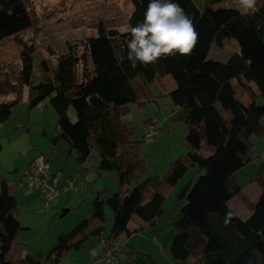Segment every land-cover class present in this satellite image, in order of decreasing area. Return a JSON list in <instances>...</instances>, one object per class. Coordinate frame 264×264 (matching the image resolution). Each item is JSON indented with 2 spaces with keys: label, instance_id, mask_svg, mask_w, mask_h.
I'll list each match as a JSON object with an SVG mask.
<instances>
[{
  "label": "trees",
  "instance_id": "16d2710c",
  "mask_svg": "<svg viewBox=\"0 0 264 264\" xmlns=\"http://www.w3.org/2000/svg\"><path fill=\"white\" fill-rule=\"evenodd\" d=\"M174 2L191 16L198 33L191 55L162 57L147 66L137 62L133 69L127 54L122 57L113 41L144 19L149 0H131L127 31L100 21L97 35L68 43L53 64L33 42L20 37L35 25L32 0H0V42L14 38L20 46L17 60L0 65V125L11 117L25 87L30 109L49 98L59 128L52 137L53 145L65 142L80 165L98 153L99 169L115 172L119 185L113 192L107 187L99 191L91 215L60 233L47 255L39 252L24 256L28 245L18 240L22 227L15 214L16 192L23 183L31 187L27 178L38 165L31 167L24 178L0 176V264H61L71 251L81 250L93 238H99L98 243L93 242L90 248L101 245L95 256L101 257L109 244L119 247L118 261L112 264L126 261L130 252L125 251V240L159 226V218L167 213V198L195 166V178L175 195V200H185L186 204L170 220L176 233L169 247L161 245L166 255L181 264H264L262 170L254 178L262 192L253 213L243 220L229 205L243 191L237 174L251 160L253 137L264 134V103L260 101L264 99V0H257L256 10L246 13L236 8H215L221 0ZM230 39H239L240 50L226 62L208 63L212 45ZM167 76L176 86L167 92L174 107L172 113L189 127L188 151L172 163L166 175L148 176L149 166L141 153L143 138L133 139L138 130L123 117L131 105L155 101L152 86L164 88ZM234 80L249 95L248 105L237 97ZM70 109L77 116L75 121ZM153 120L147 119L144 126ZM147 132L143 128L144 138L156 135ZM208 149L210 152L204 151ZM56 177L52 174L50 181ZM109 222L110 232L105 236ZM152 240L158 241V237ZM142 243L154 244L146 237ZM149 251L134 246L131 253L137 260L126 264H140V256L159 264L153 250Z\"/></svg>",
  "mask_w": 264,
  "mask_h": 264
},
{
  "label": "rangeland",
  "instance_id": "374dc122",
  "mask_svg": "<svg viewBox=\"0 0 264 264\" xmlns=\"http://www.w3.org/2000/svg\"><path fill=\"white\" fill-rule=\"evenodd\" d=\"M199 5L202 6L203 1ZM214 7L241 10L239 0H221L215 3ZM32 8L35 25L20 34V37L33 42L39 53L53 64L57 55L66 49L68 43L97 35L100 21H105L110 27H118L122 32L127 31L131 0H32ZM128 39H130V31L113 41L122 57L128 54L126 43ZM238 40H226L222 45L214 43L207 62L212 64L226 62L232 54L240 50ZM19 56L20 46L14 38L0 42V65L3 62L15 61ZM168 78L164 80V88L157 84L152 86V92L157 95L155 101L144 106L133 104L129 113L123 117L124 122L134 124L138 130L133 139L143 138L141 153L149 166L148 176L166 175L172 163L188 151L186 135L189 127L182 119H175L172 113L174 107L167 92L176 86L172 78L170 76ZM233 85L237 97L248 105L251 102L249 95L237 80L233 81ZM251 85L257 90L253 82ZM260 101L264 103L263 98H260ZM69 115L73 121L77 119L72 109L69 110ZM149 118H157L154 131L156 135L144 138L143 128ZM261 122L264 125V117ZM58 133L57 114L50 105L49 98L30 109L26 87L21 101L13 106L11 117L0 125L1 177L9 180L24 178L31 167L47 162L52 173L58 177L59 186L71 187L64 194L52 198L46 205L36 188L28 187L24 183L19 185L16 192L15 214L22 227L18 240L28 245L23 253L24 256L27 253L35 255L39 252L47 255L57 243L60 233L69 231L79 219L91 215L92 202L99 191L104 190V187L112 192L119 189L117 174L99 169L98 153L94 152L86 163L80 165L75 160L74 151H71L65 142L59 141L57 145H53L52 137ZM253 139L254 146L249 154L251 160L243 171L237 174L245 193L230 200L233 201V208L244 215L242 217L253 212V205L262 192L261 186L254 178L261 170L264 174V168L261 169L264 164V134L254 136ZM204 151L210 152L209 149ZM196 170V166L191 168L174 187L165 203L167 213L159 218L157 228L145 231L138 238L125 240V251L130 252V255L126 261L119 264L137 260V255L131 253L134 246L141 247L144 251L149 249L155 251L154 256L159 264H181L170 255H166L160 242L158 243L162 240L153 241L152 238L167 239L168 247L171 245L176 232L170 225V220L186 204L185 200H175V195L186 182L195 178ZM110 226L111 222L107 225L105 236L110 232ZM145 237H148V242L154 244L142 243ZM98 239H91L80 251H71L61 264L90 262L89 248L93 242L96 241L97 244ZM139 262L152 264L145 256H140Z\"/></svg>",
  "mask_w": 264,
  "mask_h": 264
},
{
  "label": "clouds",
  "instance_id": "9594fccd",
  "mask_svg": "<svg viewBox=\"0 0 264 264\" xmlns=\"http://www.w3.org/2000/svg\"><path fill=\"white\" fill-rule=\"evenodd\" d=\"M239 4L242 13H246L256 10L257 0H239ZM197 42L193 20L178 3L149 0L144 19L130 29V39L126 41L127 58L135 69L137 62L147 66L162 57L191 55ZM154 119L148 125H156L157 118Z\"/></svg>",
  "mask_w": 264,
  "mask_h": 264
},
{
  "label": "built area",
  "instance_id": "2783aa9c",
  "mask_svg": "<svg viewBox=\"0 0 264 264\" xmlns=\"http://www.w3.org/2000/svg\"><path fill=\"white\" fill-rule=\"evenodd\" d=\"M155 125L150 124L146 129L148 132L146 133L149 136L154 135ZM52 178V172L49 165L43 163L36 166V170H32L29 172V176L27 178V183L31 187L40 188V195L48 205V202L59 195L61 192H65L68 190V187H60L58 184V179L55 178L53 182L50 181ZM119 252V247L110 246L106 244V249L102 252L101 257L93 256L91 261L87 264H112L118 261L117 253Z\"/></svg>",
  "mask_w": 264,
  "mask_h": 264
},
{
  "label": "crops",
  "instance_id": "0c3cea01",
  "mask_svg": "<svg viewBox=\"0 0 264 264\" xmlns=\"http://www.w3.org/2000/svg\"><path fill=\"white\" fill-rule=\"evenodd\" d=\"M130 27H128V29H129ZM166 78H168V76L166 77ZM169 79V78H168ZM171 81V80H170ZM38 165H40V164H38ZM256 182V181H255ZM257 183V182H256ZM255 187H258V186H255ZM259 189V188H258ZM261 191V190H260ZM245 193V191H242V193L240 194V196L241 195H243ZM261 193V192H260ZM260 196V195H259ZM237 197V196H236ZM234 199V198H233ZM258 200V199H257ZM233 202V201H232ZM232 202H230L229 201V205H230V208L237 214V215H239L243 220H246L253 212H251V214L250 215H247V216H245V217H242V216H244V215H242L237 209H235V208H233V206H232ZM257 202V201H256ZM255 202V203H256ZM254 206H255V204L253 205V209H254ZM240 209H241V207H240ZM130 226L132 227L133 226V224H130ZM147 236H151V235H147ZM146 239H148V237H146ZM158 239H160V240H162V241H159L160 242V244L161 245H168V241H167V239H163V238H159L158 237ZM143 242V241H142ZM100 248H101V245H99V246H95L94 248H89V259L88 260H91V258L93 257V256H95L96 254H97V252H99V250H100ZM80 251V250H79ZM149 251V250H148ZM150 252V251H149ZM154 252L155 251H152V254H153V256H154ZM79 253V252H78Z\"/></svg>",
  "mask_w": 264,
  "mask_h": 264
},
{
  "label": "bare ground",
  "instance_id": "6f19581e",
  "mask_svg": "<svg viewBox=\"0 0 264 264\" xmlns=\"http://www.w3.org/2000/svg\"><path fill=\"white\" fill-rule=\"evenodd\" d=\"M49 167H50V165H49ZM50 169H51V167H50ZM52 172V171H51ZM53 174V173H52ZM57 179H58V177H56ZM65 187H68L69 189L71 188L70 186H68V185H65Z\"/></svg>",
  "mask_w": 264,
  "mask_h": 264
}]
</instances>
